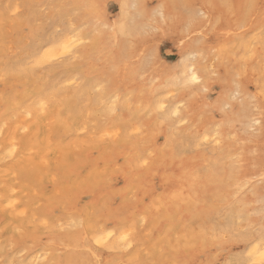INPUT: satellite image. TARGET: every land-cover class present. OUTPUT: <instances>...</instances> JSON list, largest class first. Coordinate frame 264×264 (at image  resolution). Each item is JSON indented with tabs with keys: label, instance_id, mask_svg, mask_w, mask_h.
Returning <instances> with one entry per match:
<instances>
[{
	"label": "rangeland",
	"instance_id": "374dc122",
	"mask_svg": "<svg viewBox=\"0 0 264 264\" xmlns=\"http://www.w3.org/2000/svg\"><path fill=\"white\" fill-rule=\"evenodd\" d=\"M237 1L188 8L176 1L164 13L166 0H0V264H59L58 259L75 258L69 237L102 228L127 235L114 251L90 243L99 259L125 264L246 261L252 238L264 228V196L259 195L264 175L238 170L244 153L238 143L227 145L234 135L225 142L217 134V122L203 129L216 134L193 137L202 132L207 105L221 91L223 68L232 75V90L221 112L242 103L238 82L248 71L254 73V95L264 100V0L246 7L244 14L250 16L241 20L246 25L231 21L225 40L217 38L220 23L210 24V11ZM178 19L184 30L180 41L167 39L162 29ZM197 20L204 24L192 28ZM124 27L129 32L122 33ZM70 31L85 38L68 53L46 61L43 54L28 55L34 36L43 40ZM210 31L216 32L214 45L205 44ZM98 40L102 46L95 48ZM115 50L120 62L137 67L136 76L112 72ZM193 50L201 75L197 84L181 86L174 73H150L163 68L159 63L173 67L190 61L186 54ZM86 80L97 84L77 94L75 88ZM192 87L199 92L190 93ZM46 89L44 109H28ZM102 89L113 97L101 96ZM196 97L207 99L194 118L188 100ZM162 123L167 129L161 134L156 126ZM248 125L256 135L258 123ZM13 137L20 154L7 156ZM174 138L178 158L189 154L198 159L200 173L215 170L226 177L225 196L199 195L183 207H161L157 184L163 175L171 176L168 140ZM249 154H254L251 147ZM198 236L212 243L204 245L205 253L191 250L189 241ZM185 249L188 254L177 258Z\"/></svg>",
	"mask_w": 264,
	"mask_h": 264
},
{
	"label": "bare ground",
	"instance_id": "6f19581e",
	"mask_svg": "<svg viewBox=\"0 0 264 264\" xmlns=\"http://www.w3.org/2000/svg\"><path fill=\"white\" fill-rule=\"evenodd\" d=\"M183 2L188 7L193 6H209L212 4V0H166L165 5L163 6L162 12L168 13L174 5V2ZM255 0H238L235 2H223L222 10H218L214 8L210 11L214 18L210 16L211 21L210 24L220 23V30L218 31V39L225 40L230 36L231 29V21L236 20L240 24L246 25L244 21H241L244 17H249L250 13L247 12L244 14L246 7H249L254 3ZM204 22L198 21L192 25V28H199L203 25ZM183 23L181 20H172L167 24V27H164L162 31H164L165 37L176 38V41H180L182 36V31L184 32ZM122 33L129 32L127 27H124L121 31ZM210 38L205 41V44L214 45L216 41V32L210 31ZM39 36H34L31 40L30 44L27 46L26 51L29 52L28 55H33V57L38 56L39 54H43L42 61H46L48 57H55L59 54L68 53L71 48H75L82 41L83 37L82 33H78L76 35H72V32H63L61 34L51 33V35L43 36V40L39 39ZM103 39L106 37H102ZM42 42H40V41ZM102 46V40H98L94 43L95 48H99ZM187 46V45H186ZM194 48V45L191 46ZM45 53V54H44ZM186 57L192 56L191 59L185 60L180 64H176L172 67H166L165 64L159 63L158 65L163 66V68H151V72H156L158 76L168 75L174 73L176 75V81L180 83L181 86H186L187 84H197L201 79V75H199L197 61L193 60L196 55V50L187 52ZM116 56H115V55ZM165 54V53H164ZM73 55V53H72ZM120 52L115 50L113 56L111 58L112 68H115L112 72L117 74V77L121 75L122 72H131L132 75H137V67L134 65L127 66L125 63L120 62L119 60ZM166 55V54H165ZM136 64V62H135ZM220 76V87L221 91L217 96L212 98V100L208 103V107L210 111H206L204 117V123H201L199 129L202 132L197 135L196 132L193 134L194 138H204L207 139L212 133L216 134V131H205L204 128L209 127L210 125L216 124L219 125L217 130V134H219L222 139L226 142L229 139V135L235 136V141L233 143H227L228 146H235L237 143L240 146L241 153H244L242 159V165H240L239 169L242 174L244 173H257L260 172L264 175V100L256 97L254 95V80L252 75L254 74L252 71H248L245 74H240V82H238V88L241 90L243 96L242 103L238 105L237 103H233L231 107V111L229 113L221 112V105L224 101L229 98V94L232 90V86L230 85L232 80V75L225 71L223 68ZM74 76H70L68 78L69 82H73L75 80ZM110 77H112L110 75ZM195 77V79H193ZM71 82V84H72ZM97 84V82H93L90 80H86V82L80 87L75 88V92L77 94H82L85 92H89L93 89V87ZM208 84V83H207ZM76 85V83H74ZM45 91V90H44ZM49 89H46L45 93L42 94L45 96H39L34 99L32 103L28 106V109L31 106L37 105L40 106L41 110H43V103L45 101L46 92ZM100 93L103 97H113L111 93L106 89H102ZM190 93L199 92L197 88H191L189 90ZM197 96V95H196ZM204 99L207 97H196L195 99H189L188 104L191 107L192 117L196 116L194 112L197 107L202 105ZM114 104V103H113ZM162 104V103H160ZM178 109H174L173 112L176 113ZM219 113L220 115H213ZM178 113V112H177ZM220 116V117H219ZM256 121L258 123V133L256 135H252L248 132V124L250 122ZM1 123H3L1 121ZM156 128L161 129V134L163 131H166V124H157ZM219 131V132H218ZM1 132V131H0ZM212 132V133H211ZM13 138H9V143L7 144V156H11L12 154H20L17 143ZM175 140H168L170 146L172 147L173 152V161L171 162V176L163 175L160 179L158 185V198L160 199V205L163 209H168L169 206H178L183 207L184 204H187L190 200L202 195L204 197L207 196H225L224 190L227 185L225 182L226 177L221 176L215 170L205 171L204 173H200L197 170V158L192 157L189 154L183 156L182 158H178L179 148L178 144L175 146ZM181 140V139H180ZM251 150L253 151V155L249 154ZM169 197L168 196V193ZM261 197L264 196V193L259 194ZM260 197V198H261ZM71 201V200H68ZM13 205V204H12ZM198 213L201 212V209H197ZM113 211V210H110ZM126 232L113 234L111 230L102 228L98 232H91L90 230H86L83 235H75L69 237L72 243V247L74 248L73 255L75 258H63L58 259V263H66V264H125L123 261L113 259L111 257H105L103 259H99L97 255H93L90 250V243H96L105 246L106 249L114 251L118 243L122 241L126 236ZM201 237H195L189 241L190 247L193 248L191 250H201V252H206L209 250L204 245L208 242L205 240L200 241ZM212 244L211 242H208ZM126 245H130L128 242ZM188 246V245H187ZM187 249L184 251L179 250L177 252V258L182 257L184 254H188ZM89 253L88 259H85V255ZM246 261L243 263L235 262V264H264V228L260 229L255 236L252 238L250 242L247 254ZM84 258V259H82ZM188 258V257H187ZM186 258V260H187ZM83 260V261H82Z\"/></svg>",
	"mask_w": 264,
	"mask_h": 264
},
{
	"label": "snow or ice",
	"instance_id": "6c2138e0",
	"mask_svg": "<svg viewBox=\"0 0 264 264\" xmlns=\"http://www.w3.org/2000/svg\"><path fill=\"white\" fill-rule=\"evenodd\" d=\"M193 79H195V77H193Z\"/></svg>",
	"mask_w": 264,
	"mask_h": 264
}]
</instances>
